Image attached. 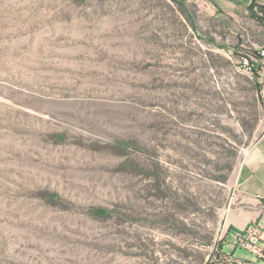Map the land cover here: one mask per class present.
Returning a JSON list of instances; mask_svg holds the SVG:
<instances>
[{"label":"rangeland","instance_id":"1","mask_svg":"<svg viewBox=\"0 0 264 264\" xmlns=\"http://www.w3.org/2000/svg\"><path fill=\"white\" fill-rule=\"evenodd\" d=\"M189 7L197 32L172 0H0V264H206L226 239L262 71Z\"/></svg>","mask_w":264,"mask_h":264},{"label":"crops","instance_id":"2","mask_svg":"<svg viewBox=\"0 0 264 264\" xmlns=\"http://www.w3.org/2000/svg\"><path fill=\"white\" fill-rule=\"evenodd\" d=\"M187 1L214 15L221 29L242 39L240 45L253 50L264 45V20L256 17L264 16V0ZM252 222L264 229V134L257 140L238 172L236 190L226 217L225 226L229 227V232L221 243L223 250L246 256L228 243L233 231L242 230Z\"/></svg>","mask_w":264,"mask_h":264},{"label":"built area","instance_id":"3","mask_svg":"<svg viewBox=\"0 0 264 264\" xmlns=\"http://www.w3.org/2000/svg\"><path fill=\"white\" fill-rule=\"evenodd\" d=\"M238 68L248 73H254L257 68H261L263 87L260 96L264 101V45L242 55ZM223 240L222 236L219 242L222 243ZM221 243L213 248L208 260L210 264H264V229L256 222L242 230L233 231L232 239L228 243L234 250H240L246 256L224 251Z\"/></svg>","mask_w":264,"mask_h":264},{"label":"trees","instance_id":"4","mask_svg":"<svg viewBox=\"0 0 264 264\" xmlns=\"http://www.w3.org/2000/svg\"><path fill=\"white\" fill-rule=\"evenodd\" d=\"M172 1L175 2L178 6H180L182 9L185 10V13H186V16H187L188 20L190 21V23H191L193 29L197 32V26H196V24H195V22H194V19H193V16H192L191 12H190L189 4H191V3H189L187 0H172ZM262 10L264 11V8H262ZM256 17H257L258 19H260V20H264V16H258V15H256ZM206 40H207L209 43H212V44L217 45L216 42L213 41V40H211V39H206ZM219 47H220V46H219ZM222 47H223V48H226L227 46L225 45V46H222ZM246 52H248V51H246ZM237 55H238V53H237ZM256 84H257V83H256ZM256 88H257V87H256ZM257 90H258V94H259V100H260L262 103H264V101L262 100V98H261V96H260V90H261V89H258V88H257ZM97 212H99L101 215H107V214H108V210H104V209H99ZM206 264H210L209 261H208Z\"/></svg>","mask_w":264,"mask_h":264}]
</instances>
